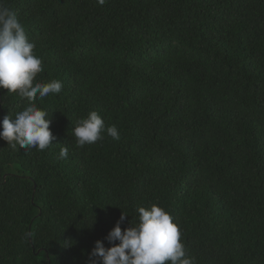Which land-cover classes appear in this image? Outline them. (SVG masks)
<instances>
[{
	"label": "trees",
	"instance_id": "trees-1",
	"mask_svg": "<svg viewBox=\"0 0 264 264\" xmlns=\"http://www.w3.org/2000/svg\"><path fill=\"white\" fill-rule=\"evenodd\" d=\"M4 3L36 43V80L63 90L36 101L53 146L0 139V264H93L121 215L124 230L152 204L197 264H264V0ZM25 104L0 90V121ZM92 111L119 140L75 146Z\"/></svg>",
	"mask_w": 264,
	"mask_h": 264
},
{
	"label": "clouds",
	"instance_id": "clouds-1",
	"mask_svg": "<svg viewBox=\"0 0 264 264\" xmlns=\"http://www.w3.org/2000/svg\"><path fill=\"white\" fill-rule=\"evenodd\" d=\"M103 5L105 0H97ZM36 43L29 40L23 24L16 13L0 0V90L17 94L26 101L25 106L14 115L0 121V139L15 149L44 151L53 146L55 139L50 130L52 120L49 113L38 107L36 101H43L63 90L59 79L37 81L44 71L42 58L36 52ZM104 133L113 140H119L116 125L106 126L102 116L92 111L76 121L72 135L75 146L83 148L104 139ZM68 156L67 146H62L59 158ZM137 222L122 230L121 224L128 217L121 215L106 240L96 241L91 257L93 264H197L182 241V231L174 217L166 209L152 204L137 206ZM119 242V243H117Z\"/></svg>",
	"mask_w": 264,
	"mask_h": 264
}]
</instances>
